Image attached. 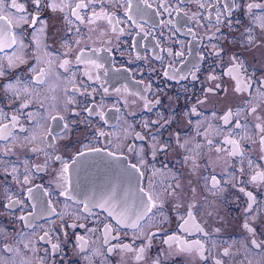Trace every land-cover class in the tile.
I'll use <instances>...</instances> for the list:
<instances>
[{
  "label": "flooded vegetation",
  "instance_id": "flooded-vegetation-1",
  "mask_svg": "<svg viewBox=\"0 0 264 264\" xmlns=\"http://www.w3.org/2000/svg\"><path fill=\"white\" fill-rule=\"evenodd\" d=\"M16 2L36 14L32 0ZM50 2L41 4L43 32L39 24L16 29L24 33L26 63L9 66L15 46L0 52V264H264V181L252 180L264 172L254 127L264 123L256 119L264 116V7L248 8L264 0H147L150 7L144 0H130L131 7L128 0H65L72 9L88 5L77 9L79 19L67 8H45ZM78 49L101 67L77 63ZM30 66L45 69L42 84ZM59 116L65 119H52ZM225 138L238 142L234 155ZM141 157L143 176L130 167ZM64 164L67 181L59 178ZM140 188L163 205V217L153 209L155 216L133 228L117 224L108 209L84 211L85 202L113 192L138 211V197L147 199ZM9 200L22 203L8 207ZM192 205L186 231L180 225ZM169 237L176 239L165 243ZM187 245L197 246L182 251Z\"/></svg>",
  "mask_w": 264,
  "mask_h": 264
},
{
  "label": "snow or ice",
  "instance_id": "snow-or-ice-1",
  "mask_svg": "<svg viewBox=\"0 0 264 264\" xmlns=\"http://www.w3.org/2000/svg\"><path fill=\"white\" fill-rule=\"evenodd\" d=\"M129 2V7H131V2L130 0H128ZM144 3L147 5V0H144ZM32 4L35 6V12L36 14L33 15L31 13H27V10L25 9L24 5L22 4H18L16 2V0H11V3L8 4L7 0H0V52L4 51L7 48H13L15 46V50L13 51L12 55L8 56V63L9 66H14L17 63H26L25 59H24V49L26 48V45L24 44L23 39L21 38L24 33L21 32H17L16 29H23L25 25H27L29 28H33L35 30L36 26L39 24L40 25V31L43 32L47 25L46 22L43 21L40 17V12L42 11L41 8V4H42V0H32ZM88 5L84 4L83 2L77 3L76 4V8L72 9L71 5L66 3L65 0H61V2L59 4H57L55 2V0H51L50 3L44 5L45 8H50L53 12L56 11H60L63 12L66 8L70 10L71 15L76 16L79 19L78 16V12L77 9H82L87 7ZM148 7H150V5H147ZM161 7H164V9L167 11V5H161ZM257 7H264L261 5H256V4H250L248 5L249 10H251L252 8H257ZM15 10V12L13 13L12 10ZM6 13H11V14H6ZM138 14L139 15H143L144 12L142 10H138ZM97 19L101 18L104 16L103 13L100 14H93ZM65 20H68V17L65 16L64 17ZM129 19H131V17L129 16ZM262 22H264V16L259 18ZM220 20V14H217V21L219 22ZM70 22V21H69ZM90 23L92 21H89ZM118 22V21H117ZM109 23H112V19L109 18ZM229 26H231V23L229 22ZM262 27H264V23H262L261 25ZM114 31L116 30L115 28L113 29ZM77 31H79V29H77ZM219 31V30H218ZM251 39V38H250ZM75 44L79 45L80 41L77 40L75 41ZM79 54H77L75 56L76 62L77 63H87V64H91L97 68L101 67V65L99 63H97L96 60L92 59L91 57H86L84 54V50L83 49H78ZM215 55H219V53H214ZM67 55V53L65 54ZM177 55H182V53H178ZM235 59V58H233ZM37 63H39V57H36ZM70 63L69 60L65 59L63 60V62L60 64L61 68H65V70L67 71V65ZM30 71H35L38 73V75L35 77L37 84H42L43 83V78L45 76V69L43 68H39L36 69L34 67L29 68ZM168 73L165 72V75H167ZM0 75H3V71L0 70ZM195 78V77H194ZM89 79H91V77H89ZM209 79H215V77L210 76ZM261 83V89H264V81L260 82ZM8 88H12L13 86L11 84H9L7 86ZM220 85L216 84L214 86V88H209L206 91L209 93L214 92L216 89H219ZM241 88L238 86L236 88V91H240ZM25 91H27V89H25ZM105 92H107L108 90L105 88L104 89ZM118 91V90H117ZM261 95L264 96V91H261ZM199 103H203V101H200ZM247 103V101H246ZM23 107H27V104L23 105ZM43 107V106H41ZM145 107H148V105H145ZM85 111L89 112V114H91V109H85ZM248 111L250 113L255 114L257 112V108L256 107H252L250 109H248ZM233 113L231 111V109H229V111L225 114V116L222 118L224 123L227 124L229 122V117L232 116ZM238 115V113H237ZM102 118V117H101ZM13 121H15V117L12 118ZM52 119H59V120H64L65 117L63 116H59V117H52ZM257 120H261L264 121V116H257L256 117ZM5 128L7 126H4ZM68 125H65V128H67ZM235 127L237 129L241 128V124L239 121L236 122ZM254 127L256 129H258L260 131V133L262 134L259 140V144L261 146H264V123H257L254 125ZM51 131L48 132V135L51 136ZM98 136H103L105 135L104 133H98ZM137 137L139 139H143V137L139 136V134H137ZM36 137H32V140H35ZM44 139H47V137H44ZM154 139V137H153ZM209 144L212 143V141H208ZM225 144H229L232 145V153L231 154H235L236 151L238 150V142L229 138H225L224 140ZM35 150V149H34ZM161 150H163V148H161ZM90 152H100L102 151L101 149H90ZM128 151L130 153H133V155H136V148L135 145H129L128 146ZM220 149H217V152H219ZM109 156H115L114 152H108L107 153ZM85 155L84 152H77V156L79 157H83ZM153 156H155V152H153ZM55 159L60 160L61 157L57 156L55 157ZM73 163H75V160H73ZM145 161L143 160V158H140L139 161V165L137 164H131V169L135 170L136 172H138L141 176H143V171L141 170L142 167L144 166ZM69 172V165L68 164H64L63 168L60 170L59 173V178L62 180L67 181L68 180V176L67 173ZM214 186L216 185L217 181H216V177L213 176L212 177ZM252 180L253 181H257V180H262L264 181V172H260L257 173L256 175L252 176ZM28 182V177L27 175L24 178V183L26 184ZM178 187V186H177ZM242 190V189H241ZM243 191V190H242ZM139 193H144V196H146V200L144 199L143 196H139L138 197V204L135 205L136 208H138V211H134L132 207L129 206L127 200H123V201H116L115 199V193H111L108 194L105 198H103L102 202H85L84 203V211H90V206L92 207H100V208H105L108 209V214L110 217L116 219L117 224H124L126 226H131L133 228H139L141 225V222L143 220H145V218H151V216H155L156 213L153 212V209H156L159 213L160 216L163 217V205H158L156 203V198L151 194V193H145L143 188L139 189ZM28 195L30 199H37L36 195L33 193V190L31 188L28 189ZM60 195L62 196H69V192L68 189L65 188L64 191H62L60 193ZM247 195L249 197H252V193L249 192L247 193ZM22 202L19 200H9V204L8 207H15L17 204H21ZM178 207V206H177ZM195 207V205H192L188 211H187V216L188 219L184 220V222L180 225L181 228L185 229L186 231L188 230V227L190 224L193 223L192 221V208ZM249 208H251V205H249ZM59 215V214H56ZM21 220H24L25 217L21 216L20 217ZM62 219V218H61ZM183 219V217H182ZM166 222V218H162L160 220V226H163V223ZM68 227H75L74 225H68ZM80 227H84V225H80ZM198 230L199 226H196ZM245 227L247 228L248 225L245 224ZM251 231V229H249ZM105 231H108V226L105 227ZM49 233L46 232L44 236L40 237L41 240H44L48 237ZM176 237H169L168 240L165 241V243H171L173 240H175ZM77 241L79 242L80 246L83 247L84 246V238L82 236H78L77 237ZM183 243V242H181ZM255 243V242H254ZM198 245V242H197ZM197 245H187L185 247H182V251L185 250H189L192 247H196ZM259 246V245H257ZM53 250L55 251L56 249L59 248V245H53ZM202 247V246H201ZM122 248L124 249H129L130 246L129 245H122ZM144 252V248H141L138 250L137 253V258L140 259L142 258Z\"/></svg>",
  "mask_w": 264,
  "mask_h": 264
}]
</instances>
